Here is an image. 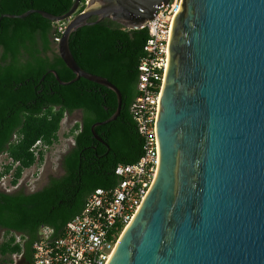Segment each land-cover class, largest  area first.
<instances>
[{
  "label": "water",
  "instance_id": "water-1",
  "mask_svg": "<svg viewBox=\"0 0 264 264\" xmlns=\"http://www.w3.org/2000/svg\"><path fill=\"white\" fill-rule=\"evenodd\" d=\"M170 0H76L58 53L76 77L122 94L85 71L70 47L73 32L105 19L142 29ZM98 18L91 22L92 18ZM154 182L108 264H264V0H184L175 16L157 119ZM106 144V143H105ZM108 146V144H106Z\"/></svg>",
  "mask_w": 264,
  "mask_h": 264
},
{
  "label": "trees",
  "instance_id": "trees-1",
  "mask_svg": "<svg viewBox=\"0 0 264 264\" xmlns=\"http://www.w3.org/2000/svg\"><path fill=\"white\" fill-rule=\"evenodd\" d=\"M75 1L0 0V18L32 9L61 16ZM87 1L82 0L79 12L86 9ZM64 23L38 13L0 21V156L10 159L0 171V179L11 175V185L18 186L26 170L43 164L44 148L59 142L66 115L77 110L83 113L82 121L67 134L74 138L75 147L63 160L64 175L51 177L43 189L30 194L23 189L0 190V229L26 238L24 244L16 243L14 236L1 243L0 264H11L12 256L21 253L32 264L33 246L43 226L60 236L96 189L118 185V165L134 164L144 154V139L132 105L139 96V65L146 56L148 29H126L105 19L71 35V51L80 67L105 77L122 94L118 118L95 129L101 142L91 128L114 115L117 95L84 78L69 85L59 83L51 71L64 82L76 77L59 56L55 41L62 36L58 28ZM38 142L41 145L37 147Z\"/></svg>",
  "mask_w": 264,
  "mask_h": 264
},
{
  "label": "built area",
  "instance_id": "built-area-1",
  "mask_svg": "<svg viewBox=\"0 0 264 264\" xmlns=\"http://www.w3.org/2000/svg\"><path fill=\"white\" fill-rule=\"evenodd\" d=\"M184 0H170L158 7L157 14L142 29L150 37L146 56L139 65V96L132 105L138 130L144 139V154L134 164H120L115 174L116 187L96 189L87 199L83 211L69 221L62 234L43 226L33 246L32 264H108L121 235L141 207L154 182L159 163L157 119L161 92L168 68L169 44L175 16ZM67 24L58 31L63 35ZM61 37H56L58 43ZM38 142L36 146H40ZM11 177V175H9ZM16 243L26 238L12 232Z\"/></svg>",
  "mask_w": 264,
  "mask_h": 264
},
{
  "label": "rangeland",
  "instance_id": "rangeland-1",
  "mask_svg": "<svg viewBox=\"0 0 264 264\" xmlns=\"http://www.w3.org/2000/svg\"><path fill=\"white\" fill-rule=\"evenodd\" d=\"M65 24H68V21H65ZM80 121L81 118L78 111L73 113L72 115L67 114L62 122V127L59 133V142L50 148H44L45 160L43 164L41 166H34L26 170L19 182V185L16 187L11 185L12 176H7L0 179V190L6 192H14L17 189H23L26 193H30L39 190L44 185H47L48 179L50 177L62 176L64 174V171L60 168V161L62 158V154L70 148L69 142L72 140V137L67 136V134L75 126V124ZM9 163L10 159L6 155H1L0 171L2 170L4 165H7ZM12 234L15 233L7 235L5 230L0 229V245L6 238L11 237Z\"/></svg>",
  "mask_w": 264,
  "mask_h": 264
},
{
  "label": "flooded vegetation",
  "instance_id": "flooded-vegetation-1",
  "mask_svg": "<svg viewBox=\"0 0 264 264\" xmlns=\"http://www.w3.org/2000/svg\"><path fill=\"white\" fill-rule=\"evenodd\" d=\"M78 112H79V115H80V118H81V121H82V117H83V113H82V111L81 110H77ZM77 111H75V112H77ZM75 112H73V113H75ZM73 113H71V114H68V115H72ZM80 121V122H81ZM69 144H70V148L68 149V150H66V152L65 153H63L62 154V158H61V161H60V168L64 171V169H63V160H64V158H65V156L67 155V154H69V152L75 147V141H74V138L72 137V140L69 142ZM65 173V172H64ZM64 175V174H63ZM53 177V176H52ZM59 177H61V176H59ZM51 178V177H50ZM50 178L48 179V183H49V180H50ZM11 264H31L28 260H27V258L24 256V253H21V254H14L13 256H12V263Z\"/></svg>",
  "mask_w": 264,
  "mask_h": 264
},
{
  "label": "crops",
  "instance_id": "crops-1",
  "mask_svg": "<svg viewBox=\"0 0 264 264\" xmlns=\"http://www.w3.org/2000/svg\"><path fill=\"white\" fill-rule=\"evenodd\" d=\"M45 186H46V185H44V186H43L42 188H40L39 190L43 189ZM39 190H36V191H34V192H37V191H39ZM34 192H30V193H34ZM30 193H27V194H30Z\"/></svg>",
  "mask_w": 264,
  "mask_h": 264
}]
</instances>
